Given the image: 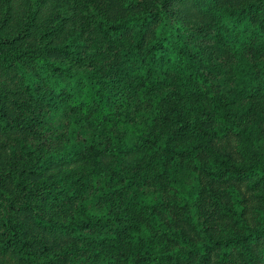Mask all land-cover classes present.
<instances>
[{"label":"rangeland","instance_id":"374dc122","mask_svg":"<svg viewBox=\"0 0 264 264\" xmlns=\"http://www.w3.org/2000/svg\"><path fill=\"white\" fill-rule=\"evenodd\" d=\"M256 1L0 0V264H196L195 255L163 254L213 242L201 264H245L243 247L222 242L249 229L260 248L253 264H264V187L213 165L218 154L239 163L254 150L264 156V91L253 90L264 69V7ZM147 10L154 20L140 53L133 25L110 39L94 25ZM226 15L239 21L235 32ZM162 22L178 28L198 81L140 62ZM92 83L109 93L103 117L70 96ZM201 100H215L228 121L171 125ZM81 206L103 223L70 228ZM18 235L29 257L4 249Z\"/></svg>","mask_w":264,"mask_h":264},{"label":"trees","instance_id":"16d2710c","mask_svg":"<svg viewBox=\"0 0 264 264\" xmlns=\"http://www.w3.org/2000/svg\"><path fill=\"white\" fill-rule=\"evenodd\" d=\"M256 2L259 3L262 7H264V0H257ZM252 6V3L248 4L247 9L249 10V12L251 11ZM245 7L243 8L244 10ZM124 19H122L123 21H111L104 17H101L100 19L94 20V25L96 29L107 39H110L111 37L115 36L122 27L133 25L137 29V40L135 44V49L138 50V52L140 53L144 47V29L146 28L147 24L154 20V15L149 10H147L146 12L132 14ZM223 24L232 32H235V30L240 27L239 21L231 15H226L224 17ZM177 30V27L169 24L165 25L162 22L161 26L158 28L155 34V37L148 44L145 57L142 58L140 62L144 63L148 67L155 66L157 68V71H161L166 66L173 67L178 70L177 74L183 80L187 79L196 82L198 81V77L201 75V73L196 69L197 66L193 62L194 60L192 55L189 54V52L181 43V37H179ZM60 46L61 45H52L48 47V49L53 52L64 53V50H62ZM32 54L35 55L36 52H32ZM36 57L37 56H34L33 58ZM40 61H42L41 63L43 65L47 62L46 60ZM260 76L262 77L260 79L261 82L257 83L254 86V91H264V69L260 72ZM85 90L88 91L83 96H76L74 93L70 94V96H72L74 104L80 105L85 101H91V113L93 115L97 117H103L105 114H107L110 110L108 106L111 105L109 93L107 91H104L101 86H97L95 83L85 86ZM159 109L160 106H157V110ZM86 110L89 112L88 107H86ZM195 111L190 112L189 114L183 113L182 116H170V120L172 121L171 125H173V127L178 130L183 128L186 131H195L198 130L197 123H200V121L204 118L218 120L221 122L228 121V119L225 117V114L223 112L221 113L220 111V104L215 102V100L209 105L205 101L201 100L198 103V109ZM178 114L181 113L179 112ZM218 155L219 156L214 157L213 164L216 167L215 171L217 174H228L235 176L241 180H246L250 177H255L257 182L264 187V156H261L258 151L254 150L251 162L247 163L233 162L230 160V157L228 155ZM51 163L52 161L48 160L44 162L42 166L46 167L47 165H49L47 167H50ZM37 165L41 164L38 163ZM79 212L81 213V218L77 219L76 222L71 224L70 228L72 229H74L75 226L80 227L82 229H88L94 225H99L103 220V218L97 216L90 209H86L83 206L79 208ZM261 231V235L264 236V225L262 226ZM249 232L250 236L244 234L245 232H235L232 238L223 240L222 242L225 247L229 246V244L231 243L235 244L237 247H243L246 251V255L244 258L245 264H253L252 255H254L257 250H260V248H256V244H254L253 246L249 244L251 238L253 237V230L249 229ZM18 239L19 235L16 236V238H13V240H5L3 242L4 249L7 250L11 247H18L24 250L29 257V255H31V252L27 249L28 242ZM213 243H208L204 246L203 249H201L196 244L190 243V249H188L187 251L177 249L171 252H165L163 254L164 259L171 261H178L182 259L189 260L192 256L195 255L198 257V259L196 260L197 262L195 263L201 264L202 262L204 263L209 260L210 256L208 251L211 249V246L219 244L218 242ZM147 260L151 261L152 259L147 258ZM154 264L157 263L154 262Z\"/></svg>","mask_w":264,"mask_h":264}]
</instances>
